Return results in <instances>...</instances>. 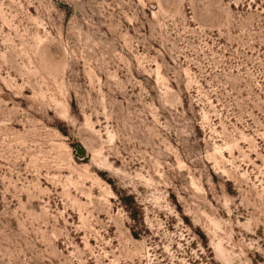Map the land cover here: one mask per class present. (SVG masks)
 <instances>
[{
    "label": "rangeland",
    "instance_id": "1",
    "mask_svg": "<svg viewBox=\"0 0 264 264\" xmlns=\"http://www.w3.org/2000/svg\"><path fill=\"white\" fill-rule=\"evenodd\" d=\"M0 264H264V0H0Z\"/></svg>",
    "mask_w": 264,
    "mask_h": 264
},
{
    "label": "water",
    "instance_id": "2",
    "mask_svg": "<svg viewBox=\"0 0 264 264\" xmlns=\"http://www.w3.org/2000/svg\"><path fill=\"white\" fill-rule=\"evenodd\" d=\"M76 151H77L78 153H82V148L79 147V146L77 145V146H76Z\"/></svg>",
    "mask_w": 264,
    "mask_h": 264
}]
</instances>
